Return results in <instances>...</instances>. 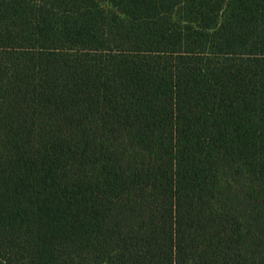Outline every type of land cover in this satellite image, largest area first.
<instances>
[{
    "label": "trees",
    "instance_id": "16d2710c",
    "mask_svg": "<svg viewBox=\"0 0 264 264\" xmlns=\"http://www.w3.org/2000/svg\"><path fill=\"white\" fill-rule=\"evenodd\" d=\"M0 264H264V0H0Z\"/></svg>",
    "mask_w": 264,
    "mask_h": 264
}]
</instances>
